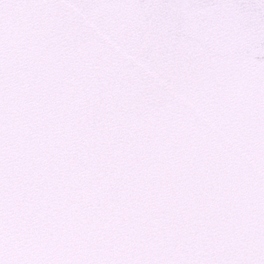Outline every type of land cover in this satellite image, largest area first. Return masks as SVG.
<instances>
[{
  "label": "snow or ice",
  "instance_id": "obj_1",
  "mask_svg": "<svg viewBox=\"0 0 264 264\" xmlns=\"http://www.w3.org/2000/svg\"><path fill=\"white\" fill-rule=\"evenodd\" d=\"M0 264H264V0H0Z\"/></svg>",
  "mask_w": 264,
  "mask_h": 264
}]
</instances>
